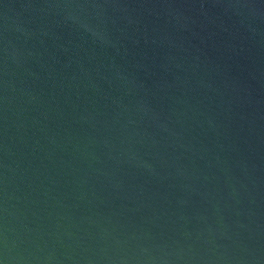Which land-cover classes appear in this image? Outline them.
Instances as JSON below:
<instances>
[{"label":"water","instance_id":"water-1","mask_svg":"<svg viewBox=\"0 0 264 264\" xmlns=\"http://www.w3.org/2000/svg\"><path fill=\"white\" fill-rule=\"evenodd\" d=\"M0 264H264V0H0Z\"/></svg>","mask_w":264,"mask_h":264}]
</instances>
